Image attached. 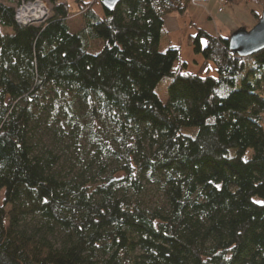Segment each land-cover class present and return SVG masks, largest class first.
I'll use <instances>...</instances> for the list:
<instances>
[{
	"label": "trees",
	"instance_id": "16d2710c",
	"mask_svg": "<svg viewBox=\"0 0 264 264\" xmlns=\"http://www.w3.org/2000/svg\"><path fill=\"white\" fill-rule=\"evenodd\" d=\"M21 1L0 0V264H264V50L197 27L202 77L161 47L191 0H73L76 34L68 1L32 25Z\"/></svg>",
	"mask_w": 264,
	"mask_h": 264
},
{
	"label": "rangeland",
	"instance_id": "374dc122",
	"mask_svg": "<svg viewBox=\"0 0 264 264\" xmlns=\"http://www.w3.org/2000/svg\"><path fill=\"white\" fill-rule=\"evenodd\" d=\"M38 1L41 3H39L40 6L36 10H41V7L43 6L45 14L42 19L34 20L32 22L33 24H41L45 22L52 9L51 0ZM65 1H68L72 6V12L68 21L71 33H79L83 28L82 12L77 9L73 0ZM209 3L211 5H208ZM22 4L23 1L18 4V8ZM191 5L192 7L185 16L174 14L166 19L168 36L162 39V51H165L170 45L177 47L180 50V62L187 64L185 72L197 74L202 77H217L215 66L212 63L205 64L203 57L194 53L190 35L195 33L197 27L205 29L212 34H214L215 31H217V33L223 31L224 34L229 35L230 32L227 28L230 29L232 27L235 31H250L259 22H257L253 12H256L261 18L264 11V0H242L239 4L229 3L225 7L221 6L218 0H195V3L191 0ZM32 7L31 4L29 8L31 9ZM188 15H190L191 18H189ZM190 23H192L191 27ZM96 51L98 50H95V52ZM245 73L246 70L240 72L239 76L236 78L235 85H222L219 87L217 90L218 95L226 97L233 90L238 89L241 86L242 77ZM258 76H261V73H258ZM170 82L171 80L166 78L156 89V93L164 104L168 103V86ZM89 120H92L91 117H89ZM93 122L96 123V121ZM252 156L253 151L250 150L246 157L251 158ZM145 186V193L142 195L141 199L144 206L152 210H156L158 207L165 208V204L163 199L160 198L161 196L157 192V188L151 183H147ZM2 198L3 192L0 194V203L2 202Z\"/></svg>",
	"mask_w": 264,
	"mask_h": 264
},
{
	"label": "water",
	"instance_id": "95a60500",
	"mask_svg": "<svg viewBox=\"0 0 264 264\" xmlns=\"http://www.w3.org/2000/svg\"><path fill=\"white\" fill-rule=\"evenodd\" d=\"M106 11H113L126 0H100ZM230 50L240 57H250L264 50V11L259 22L250 30H238L229 39Z\"/></svg>",
	"mask_w": 264,
	"mask_h": 264
},
{
	"label": "built area",
	"instance_id": "2783aa9c",
	"mask_svg": "<svg viewBox=\"0 0 264 264\" xmlns=\"http://www.w3.org/2000/svg\"><path fill=\"white\" fill-rule=\"evenodd\" d=\"M218 1L221 4V6H223V7L228 5V0H218ZM192 2L195 3V0H192ZM39 3H41V2H39L38 0H35L33 3L23 1V4L18 8L17 13H16L17 14L16 18H17L18 22L22 25H32L33 24L32 22L34 20H36V18L34 19V16L37 17L38 15L43 14V16H42V18H43L44 14H45L43 6L41 7V9H43V10H36L37 7L40 6ZM31 4L34 8L32 7L30 9L29 6ZM221 9H220V11L222 12Z\"/></svg>",
	"mask_w": 264,
	"mask_h": 264
},
{
	"label": "crops",
	"instance_id": "0c3cea01",
	"mask_svg": "<svg viewBox=\"0 0 264 264\" xmlns=\"http://www.w3.org/2000/svg\"><path fill=\"white\" fill-rule=\"evenodd\" d=\"M208 5H211L210 3L208 4ZM189 16V18H191V16L190 15H188ZM210 18V17H209ZM182 20V19H181ZM192 20V19H191ZM192 23H190V27L192 26L191 25ZM226 24V23H225ZM226 26V25H225ZM228 30H229V32H231V31H233L234 29H233V27L232 28H227ZM217 33V31H215V33L214 34H216Z\"/></svg>",
	"mask_w": 264,
	"mask_h": 264
},
{
	"label": "bare ground",
	"instance_id": "6f19581e",
	"mask_svg": "<svg viewBox=\"0 0 264 264\" xmlns=\"http://www.w3.org/2000/svg\"><path fill=\"white\" fill-rule=\"evenodd\" d=\"M37 8H38V7H37ZM41 10H42V9H41ZM42 16H43V14H40V15H38L37 17L34 16V19L36 18V20H39V19L42 18Z\"/></svg>",
	"mask_w": 264,
	"mask_h": 264
}]
</instances>
